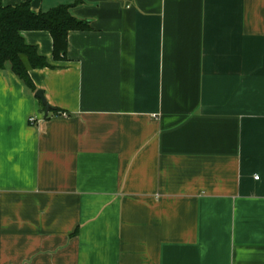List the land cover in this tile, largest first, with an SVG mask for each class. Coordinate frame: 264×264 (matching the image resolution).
<instances>
[{"label":"crops","instance_id":"crops-1","mask_svg":"<svg viewBox=\"0 0 264 264\" xmlns=\"http://www.w3.org/2000/svg\"><path fill=\"white\" fill-rule=\"evenodd\" d=\"M24 2L88 28L0 69V264H264V0Z\"/></svg>","mask_w":264,"mask_h":264},{"label":"trees","instance_id":"trees-1","mask_svg":"<svg viewBox=\"0 0 264 264\" xmlns=\"http://www.w3.org/2000/svg\"><path fill=\"white\" fill-rule=\"evenodd\" d=\"M86 28L88 25L72 17L66 6L35 14L28 2L5 6L0 0V69H10L27 87L34 88L28 69L51 65L38 54L36 47L24 41L21 31H48L53 39L54 58H57L65 53L68 31Z\"/></svg>","mask_w":264,"mask_h":264},{"label":"water","instance_id":"water-1","mask_svg":"<svg viewBox=\"0 0 264 264\" xmlns=\"http://www.w3.org/2000/svg\"><path fill=\"white\" fill-rule=\"evenodd\" d=\"M35 96H36L37 98H39L41 104L44 106V116L46 117V115H47V113H48V111H49V109H50V106H49V104L47 103V101H46V99H45V97H44L43 92H42L41 90H37V91L35 92Z\"/></svg>","mask_w":264,"mask_h":264},{"label":"built area","instance_id":"built-area-1","mask_svg":"<svg viewBox=\"0 0 264 264\" xmlns=\"http://www.w3.org/2000/svg\"><path fill=\"white\" fill-rule=\"evenodd\" d=\"M35 117H31L30 121H34ZM255 179H257V176L255 177Z\"/></svg>","mask_w":264,"mask_h":264}]
</instances>
